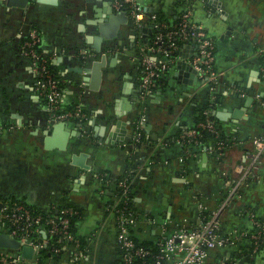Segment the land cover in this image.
Wrapping results in <instances>:
<instances>
[{
    "label": "crops",
    "instance_id": "0c3cea01",
    "mask_svg": "<svg viewBox=\"0 0 264 264\" xmlns=\"http://www.w3.org/2000/svg\"><path fill=\"white\" fill-rule=\"evenodd\" d=\"M114 1L30 0L26 7L0 1V203L11 198L45 212L75 204L77 233L87 239L86 247L78 248L81 258L73 245H64L62 255L42 264H114L118 244L110 206L120 200L114 182L125 175H132L133 232L139 239L156 240L164 219L198 223L197 197L217 206L229 174L236 177L235 167L253 151L254 137L264 134V0H145L146 8L169 20L190 11L193 21L207 27L215 39L213 69L219 76L211 83L199 75L192 79L178 58H167V77L147 102L143 142L135 145L143 103L139 34L128 17L115 37L101 35L99 19L112 9L121 12ZM33 29L40 51L56 66L62 108L80 104L86 114L67 119L66 137L52 146L46 140L50 110L23 51ZM206 98L219 99L212 115L230 137L220 162L212 144L186 146L183 140ZM218 111L227 116L219 118ZM235 111L242 112L239 118ZM240 192L221 216L229 232L264 221V157L255 179ZM41 234L47 237L44 229ZM235 248L215 249L211 260ZM1 250L14 264H41L19 250ZM239 264H264V247Z\"/></svg>",
    "mask_w": 264,
    "mask_h": 264
},
{
    "label": "built area",
    "instance_id": "2783aa9c",
    "mask_svg": "<svg viewBox=\"0 0 264 264\" xmlns=\"http://www.w3.org/2000/svg\"><path fill=\"white\" fill-rule=\"evenodd\" d=\"M114 8L117 11H126L131 24L139 34V54L142 64L141 95L143 103L137 113L136 130L131 140V144L143 142L142 131L146 122L147 102L156 87L163 85L167 77V58L174 55V59L187 61L196 70L206 83L217 80L218 74L214 71L216 44L206 26L193 21L190 11H184L181 15L179 28L176 30L161 31L165 27L161 23H152L156 19V14L151 13L148 8L138 0H115ZM153 35V40L149 37ZM179 35L182 43L178 44L174 36ZM41 38L39 32L33 29L28 38L24 41L23 51L31 59L33 67L38 75V84L43 91L46 104L50 110L51 120H67L71 118H86L82 105H76L74 109L60 111L61 90L58 78L48 67L49 58L40 51ZM195 51L191 56L187 53L191 49ZM178 60V61H179ZM215 121L207 118L202 123L203 127H208L212 131L215 129ZM188 136H195L196 131L191 130L186 133ZM264 157V134L255 136L253 139V151L244 162L236 165L237 179H230L227 185L230 187L227 198L218 205L207 220L202 221L200 212L205 208L202 201L197 200L198 223L182 219L176 224L172 219H164L161 223V236L159 239L160 253L156 256L155 264H239V260L228 253L219 260H211V253L218 248H228L235 243L238 235H244L241 229L233 230L228 237H222L218 233L223 210L230 204L231 200L239 195L240 188L247 183L249 178L257 174ZM127 179L120 180L118 187L122 189V196L128 194L129 185ZM111 208V214L115 220L117 237V255L123 264H140L137 262L149 254V251L139 247L130 237L129 225L135 223L132 212L126 211L122 206L118 207L122 198ZM0 207V226L2 230L22 241L25 245L34 248V257L38 258L39 252L49 243V235H58L64 245H73L75 249L80 248L79 238L71 230L70 218L67 215L79 213L74 209L62 208L60 215H54L43 220L41 214L35 215L31 208L24 202L15 201L11 198L3 199ZM127 203L124 202V205ZM154 223V219H150ZM178 225V226H177ZM259 229L264 228V222L255 221ZM177 226V227H176ZM45 230L47 237L39 238L37 233ZM260 231L253 233L256 239L255 244L260 239ZM263 241V240H262ZM64 249V247H63ZM256 250V249H255ZM60 252L61 248L55 249ZM75 256L82 257V252L78 250ZM136 260V261H135ZM15 260L6 251H0V264H14Z\"/></svg>",
    "mask_w": 264,
    "mask_h": 264
},
{
    "label": "trees",
    "instance_id": "16d2710c",
    "mask_svg": "<svg viewBox=\"0 0 264 264\" xmlns=\"http://www.w3.org/2000/svg\"><path fill=\"white\" fill-rule=\"evenodd\" d=\"M184 11H181V13L179 14L178 18L175 20H169L162 12H156V11H152L151 13H155L156 14V19L151 20L148 16L147 19H149L150 21H152V23H161L164 24L165 27L163 29H161V31H168V30H176L179 27V22L181 20V15ZM149 40L152 41L153 40V35H150ZM174 40L178 43L181 44V38L179 35L174 36ZM215 40V39H214ZM40 49V47H39ZM177 53L175 52L174 55H176ZM174 55H172V58L174 57ZM48 67L51 70L52 73L55 74L57 73V69L56 66L49 61L48 62ZM169 70V67L167 68V72ZM165 82V80H164ZM158 86L156 87V89L162 87ZM212 92V91H211ZM209 93V92H208ZM211 95V93H210ZM206 102L204 101V103L199 104L196 107V120L193 126L185 129L182 133L183 135V140L185 141L184 143L186 144V146H201L202 144H212L211 146L215 148L213 152L214 157H216L217 161H221L222 157H223V149L225 148V143L229 144V139L230 137L226 134V132L220 128V126H218V123L216 122V117L212 115V108H214L216 106V103L218 102L219 99H217L216 101H212L211 103V99L206 98ZM76 106V104L71 105L69 108L63 109L62 106L60 108V111H66V110H71L74 109ZM207 118H211L213 119L215 122V129L216 131H212L211 129H209L208 127H203L202 123L206 122ZM191 130H195L196 131V135L195 136H188L186 135V133L188 131ZM182 132V131H181ZM224 144V145H223ZM221 145H223V147H220ZM231 171V170H230ZM228 177V176H226ZM256 177V176H255ZM255 177L253 178H249L247 180L248 181H252L255 179ZM229 178L230 179H237L238 175H236V177H233V174L231 172V174H229ZM127 179V182L130 183L129 185V191L128 194L123 195L122 196V189L120 187H117L116 189V195L117 197H121L122 201H120V203L118 204L119 206H122L124 208V206H126V208H124L126 211L128 212H132V214L136 217V213L133 212L132 210H135L134 207V197H135V193H134V185L131 182L132 181V175H125L122 177H119L114 183L118 184L120 180H124ZM228 179V180H230ZM230 191V187L227 185V188L224 189V195H223V200H221V202H219V204H221L228 196ZM239 193L240 190H239ZM198 200L202 201V203L204 204L205 208L202 209V211L200 212V217L202 219V221H205L208 219L211 210L215 209L217 206H213L210 205L209 203L206 202L205 199H203L202 197H197ZM112 202L116 203L115 199L112 200ZM124 202L127 203L126 205H124ZM233 200H231L230 204L223 210V212L225 210H227L230 205L232 204ZM26 204V203H25ZM28 205V204H26ZM31 210L34 212L35 215L37 214H41V216H43V220L45 221L47 218L54 216V215H60V209L62 208H67V209H74L77 210L79 212V207L75 204L72 203H65L64 205H60L58 208H53L50 209V211H43L40 209L35 208L34 206H30L28 205ZM222 212V214H223ZM221 214V216H222ZM70 218V226H71V230L72 232L79 238L80 240V247L83 249L84 247H86L87 245V239H85L84 237H81L80 235H78L77 233V223L80 219V213L77 214H72V215H67ZM149 217H154L152 214L149 215ZM137 219V217H136ZM176 224H179L178 219L174 218L172 219ZM260 222H264V221H260ZM192 224L196 225V221L191 222ZM178 226V225H177ZM176 226V227H177ZM134 230V225H129V232H130V237L137 243V245L139 247H143L145 249H147L149 251V254L139 258L137 260V262H139L140 264H155V260H156V256L160 253V248L161 246L159 245V239L162 238L161 234L158 235V238L156 240H141L139 239L133 232ZM233 231V230H232ZM232 231H228V229H226L223 226L222 221H220V226L218 229V233L222 236V237H228L230 235V233ZM258 231H260V239L258 241V243L255 244V238L253 237V233H257ZM242 232H246V234L244 235H238L237 239L235 241V243L229 245V248L231 247L232 249L237 247L238 249H241L240 251L242 252L239 253L236 248L233 250V252L231 254H233L234 257H236L239 261L246 256H251L253 254H256L257 252H259L260 250L263 249L264 247V228H258L256 225H254V228L249 229V230H242ZM37 236L39 238H43L41 232L37 233ZM60 237L58 235H49L48 240L49 243L47 244L46 247H43L40 252H39V256H38V260L39 262L42 264L44 262V260L46 258H51V257H58L59 255L63 254V247L64 244L62 241H60L59 239ZM263 240V241H262ZM57 248H61L60 252H56L55 249ZM256 249V250H255ZM255 250V251H254ZM213 253V252H212ZM211 253V255H212ZM136 261V260H135ZM114 264H123V262L118 259V255H116ZM165 264H169V262L165 263Z\"/></svg>",
    "mask_w": 264,
    "mask_h": 264
},
{
    "label": "water",
    "instance_id": "95a60500",
    "mask_svg": "<svg viewBox=\"0 0 264 264\" xmlns=\"http://www.w3.org/2000/svg\"><path fill=\"white\" fill-rule=\"evenodd\" d=\"M1 2H5L9 7H26L30 0H0ZM38 1H49L55 2L56 0H38ZM141 4H145V0H138ZM128 21V15L126 11L114 12L113 9L111 13L108 14L107 17L103 19H99V26L101 35L113 38L117 35V30L121 23H126ZM178 66L181 69H188L189 76L193 79L196 77V70L185 60H179ZM241 111H235L233 116L239 118L241 115ZM217 116L221 119H224L227 116V112L218 111ZM150 126V125H149ZM67 122L66 120H52L50 124V128L47 131V134L52 137H47L48 146H52L53 141L57 138H65L67 135ZM60 146H63L60 145ZM1 207V204H0ZM0 249H14L19 250L21 255L25 258L32 259L34 257V248L29 245H25L22 241L11 237L8 233L2 230L0 226Z\"/></svg>",
    "mask_w": 264,
    "mask_h": 264
},
{
    "label": "rangeland",
    "instance_id": "374dc122",
    "mask_svg": "<svg viewBox=\"0 0 264 264\" xmlns=\"http://www.w3.org/2000/svg\"><path fill=\"white\" fill-rule=\"evenodd\" d=\"M115 244L117 245V241L115 240Z\"/></svg>",
    "mask_w": 264,
    "mask_h": 264
}]
</instances>
